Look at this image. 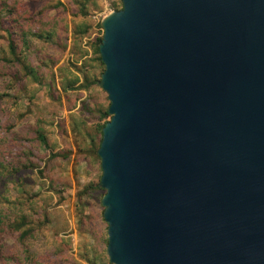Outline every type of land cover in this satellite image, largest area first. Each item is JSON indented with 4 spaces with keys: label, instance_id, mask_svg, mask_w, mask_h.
Instances as JSON below:
<instances>
[{
    "label": "water",
    "instance_id": "95a60500",
    "mask_svg": "<svg viewBox=\"0 0 264 264\" xmlns=\"http://www.w3.org/2000/svg\"><path fill=\"white\" fill-rule=\"evenodd\" d=\"M100 21L110 264H264V0H120Z\"/></svg>",
    "mask_w": 264,
    "mask_h": 264
},
{
    "label": "rangeland",
    "instance_id": "374dc122",
    "mask_svg": "<svg viewBox=\"0 0 264 264\" xmlns=\"http://www.w3.org/2000/svg\"><path fill=\"white\" fill-rule=\"evenodd\" d=\"M1 1L16 3L12 16H18L24 26L27 22L24 29L43 35L51 32L54 36L47 42H30L25 63L36 71L35 80L25 77L17 65L0 62V210L5 213L0 264L7 263L4 259H11V264H86L84 252L100 255L106 247V224L100 205L104 190L87 193L78 203L77 192L84 185L97 182L101 174L99 161L79 150L86 145L85 132L92 131L96 121L94 109L106 108L109 103L99 83L87 91L62 94L59 77L74 76L80 80L76 71L79 68L100 80L101 68L86 44L102 36L98 24L109 13L103 0H91L84 18L76 14V7L71 4H66L64 10L53 9L54 0H0V5ZM78 22L90 26L80 41L87 54L84 66L83 61H75L77 56L69 53L70 30ZM10 25L9 19H1L0 56L6 54L4 28ZM52 62L56 64L52 66ZM51 74L58 101H51L46 94ZM81 101L91 110L90 115L78 113ZM73 120H85L75 135L71 132ZM37 129L44 135L49 150L36 140ZM49 152L67 156L50 159ZM30 164L32 169L22 168ZM21 220L19 231L7 227ZM26 229L30 233L20 240L19 232ZM106 263L101 255L95 264Z\"/></svg>",
    "mask_w": 264,
    "mask_h": 264
},
{
    "label": "trees",
    "instance_id": "16d2710c",
    "mask_svg": "<svg viewBox=\"0 0 264 264\" xmlns=\"http://www.w3.org/2000/svg\"><path fill=\"white\" fill-rule=\"evenodd\" d=\"M92 1L91 0H66L65 2H61V0H54V3L52 5L53 9H58L61 8L62 10L65 9L66 4H71L76 7V14L84 18L87 15V6L90 4ZM16 3L14 2L13 5H9L6 3V1H1L0 5V27H1V19L7 18L10 20V28L6 27L4 28L5 32V39H6V46H5V53L6 54H1L0 56V62L3 63L4 65L8 66H14L17 65L19 69L23 72V75L25 77H29L33 80L37 79V73L34 69L30 68L28 65L25 63V57L29 51L30 48V42L31 41H43L47 42L52 39L54 36L51 32H48L46 34H37V33H32L28 29H24V27L27 25V22H25V26L22 25L20 21H18L16 16H12V11H13V6ZM111 7L113 11H116L120 9L121 4L120 0H118V3L112 1ZM89 25L86 22H78L76 24H73L71 30H70V48H69V53L71 56H77V60L83 61V66L85 65V57L86 53L83 50L82 46L80 45L81 39L84 37V35L87 33L89 29ZM98 27L100 28V25L98 24ZM65 30V28H64ZM101 41V36L94 39L92 42L86 44L90 49V54L93 56V61H96L98 65L101 68V72H103V65L100 61L99 54H98V49L97 46ZM62 48H66V45L63 44ZM72 61V59H71ZM56 63L52 62V66H54ZM82 64V63H81ZM71 66H73V63H70ZM80 75V80L78 77L71 76L70 78H65V77H59L60 78V91L62 94H66L69 91H87L88 88L96 83H99V78H92L91 75L86 74V70L83 69H76ZM64 72V71H63ZM99 75V77H100ZM53 74L50 75L49 80L46 82V88H47V96L51 101H58L59 99L57 98L56 95L57 91L53 86ZM80 96V95H79ZM3 97L2 94H0V99ZM108 107V106H107ZM107 107L106 108H101V107H96L95 114L97 115L96 121L93 124V129L92 131H86L84 134V139L86 141V145L84 146L83 149L79 150L80 153L86 154L87 156H93L96 160L99 161L97 155H96V150L98 148V145L101 140V129L105 125V123L110 119V116L107 114ZM91 110L88 109V106L85 104V102L81 101L80 102V107L78 108V113H81L82 115L89 114L90 115ZM108 119V120H107ZM85 120H80L75 122L74 120L71 122V132L75 135L80 133L79 128H83ZM79 123V124H78ZM36 140L42 145V147L48 149V146L45 141V137L42 134L40 129H37L36 132ZM49 150V149H48ZM52 151V150H51ZM66 157L67 154H59L58 152H49V158H56V157ZM23 169H32L33 165H25L22 167ZM98 182H90L82 187V189L77 192V201L80 204L81 200L80 197L87 195V193L96 191V190H101V188L98 185ZM4 219H5V213L3 210H0V234H1V226L4 224ZM14 221L12 224H8V228L12 231H19L20 226L23 224V221L21 220L20 223ZM30 233V229L22 230L19 232V238L22 240L25 236H27ZM104 246H106V239H104ZM104 256L106 259V264L108 263L105 248L102 249V252L100 255H96L95 253H86L84 252L83 259L85 260L86 264H95L96 261H98L100 256ZM3 262H7L6 264H11L12 260L9 259H4Z\"/></svg>",
    "mask_w": 264,
    "mask_h": 264
},
{
    "label": "built area",
    "instance_id": "2783aa9c",
    "mask_svg": "<svg viewBox=\"0 0 264 264\" xmlns=\"http://www.w3.org/2000/svg\"><path fill=\"white\" fill-rule=\"evenodd\" d=\"M113 0H103L104 4H105V8L107 9V12L110 13L113 11L112 7H111V3Z\"/></svg>",
    "mask_w": 264,
    "mask_h": 264
}]
</instances>
